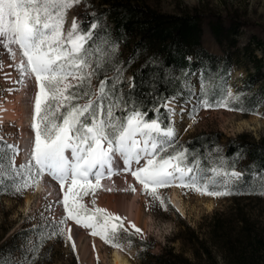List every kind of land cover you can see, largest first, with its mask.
<instances>
[{"label":"snow or ice","instance_id":"1","mask_svg":"<svg viewBox=\"0 0 264 264\" xmlns=\"http://www.w3.org/2000/svg\"><path fill=\"white\" fill-rule=\"evenodd\" d=\"M81 3L0 0V49L14 62L10 66L19 75L14 83L27 87L34 80L36 89L30 125L34 138L28 160L17 165L19 145L0 136V192L11 188L22 194L35 187L37 177L47 176L58 184L63 196L56 203L66 214L56 220L41 213L43 223L33 228L38 232L37 239L25 249L28 259L37 255L39 241L45 237H65L75 251L72 228L66 232L64 227L69 221L90 229L91 236L121 251L124 245L118 241L122 234L142 233L134 223L130 225L134 232L129 233L122 217L95 206L100 190L112 191L102 182L111 181L113 176L127 173L161 204L165 201L158 189L171 186L224 197L251 180L264 194V169L246 176L223 158L205 166L194 151L177 148L172 107L175 96L154 106L151 119L140 101L130 94L125 96L118 87L123 82V67L115 59L117 44L101 35L99 19L88 21L85 28L74 18L65 28L67 13ZM3 67L0 60V70ZM108 71L115 75L108 77ZM199 84L197 103L201 108L227 107L234 99L230 91L218 97L219 86L214 80L202 76ZM185 85L190 91L187 80ZM130 189L136 191L135 187ZM85 197L91 198V208L82 202ZM52 209L49 204L48 211ZM45 229L50 231L46 233ZM0 264L27 261L0 256Z\"/></svg>","mask_w":264,"mask_h":264},{"label":"rangeland","instance_id":"2","mask_svg":"<svg viewBox=\"0 0 264 264\" xmlns=\"http://www.w3.org/2000/svg\"><path fill=\"white\" fill-rule=\"evenodd\" d=\"M135 1L144 3L159 12L170 14L199 11L205 19L202 26V44L209 52L218 55L223 54V47L217 42L209 25V21L217 17L225 25H234L237 29V46L239 47L246 44L252 37L264 39V0ZM101 8L100 0H82L81 4L74 6L67 13L65 28L70 27L74 18L78 22H82L84 19L90 21L94 17H101L99 14ZM90 13L93 15H89ZM104 19L108 21L107 17ZM227 43L229 42H226L225 46ZM117 47L118 52L115 59L123 67V82L118 85L122 90L125 88L124 85L130 86V69L137 63L138 56L120 44H117ZM231 51L236 53L235 48H232ZM255 54L260 57V50H256ZM0 60L4 64L3 69L0 70V103H4L7 95L15 93L22 85L14 83L19 80V75L16 69L10 66L14 62L9 59L3 49H0ZM253 61L251 55L249 57L240 55V64L233 66L230 70L226 91L233 93L234 99L229 101L227 107H214L207 110L199 107L197 101L200 99V72L191 73L187 79L190 91L187 90L184 83V94L175 96L176 100L172 105L175 109L173 126L177 148H186L185 143L201 131L211 132L213 138L219 140V147L222 148V151H224V145L228 139L237 138L240 135L245 136L246 140L264 139V101L253 112L246 113L238 105L237 99V95L243 91L244 78L249 72H254ZM261 66V72L264 75V64ZM114 75L113 71H108V77ZM256 75L257 81L254 82L252 88L254 90L264 83V77H261L258 72ZM93 83L98 82L93 81ZM27 87L29 98L32 100L35 94L33 81H29ZM8 89L13 91L9 92ZM32 112L33 108L30 113L31 119L29 117L28 125H26L28 128L26 127L25 140L28 139L29 142L34 138V133L30 129ZM244 120L250 124L239 126ZM21 135L17 122L10 120L0 122V136L8 143L19 145L17 142ZM19 147L21 151L16 161L17 165L28 160L31 149L30 145L26 151H24L23 145H19ZM243 163L241 162L242 165ZM234 170L242 172L240 168H234ZM117 176L130 179L127 187L122 189L123 191L121 190V195H123L125 203L140 206L146 220L145 229H141L142 233L134 236L122 234L119 238L118 242L124 245V250L119 249V251L128 258L130 264H150L152 258L146 252L156 254L166 245L171 246L175 252L189 257L197 264H228L223 254L225 248H223L222 235H228L235 241L243 233H256L264 239V194H261L260 190L249 194L239 193L233 189V193L229 196L210 197L181 189L186 205L185 214H182L171 199V192L175 186L158 189L159 196L165 201L161 204L158 200L148 196L142 190V186L138 185L128 174ZM36 179L35 187L25 190L22 194L15 193L11 188L0 192V243L11 235L18 234L16 240L18 248L12 257L17 261L26 260L27 264H111L110 260L114 249L104 244L98 237L91 236L90 229L76 226L75 223H73V227L78 233H71L76 244L75 251L65 237H45L39 241L37 255L28 259V252L25 249L29 242L37 239L38 232L33 231V228L43 223L41 213L44 216L54 217L56 220L66 215L62 205L56 203V201L62 200L63 196L59 191L58 184L47 176ZM39 183H43L45 187L53 185L54 192L41 193V189L37 190ZM130 186L135 187L136 191L132 192ZM98 194L95 206L106 209L105 205L100 202ZM27 195L32 197V202L25 208L23 203ZM82 202L89 208L92 207L90 197H85ZM49 204L53 205L51 212L48 211ZM113 214L123 218L124 226L129 229V233L134 232V229L130 227L131 223L125 218V210L115 211ZM71 222L69 221L64 226L66 232ZM44 231L47 233L50 229ZM129 241H131L130 244ZM93 245H95V249H93ZM85 248L86 254L82 251ZM206 251H209V254Z\"/></svg>","mask_w":264,"mask_h":264},{"label":"trees","instance_id":"3","mask_svg":"<svg viewBox=\"0 0 264 264\" xmlns=\"http://www.w3.org/2000/svg\"><path fill=\"white\" fill-rule=\"evenodd\" d=\"M102 8L99 19L103 26L102 36L135 53L137 63L130 69V86L124 85L122 92L127 97L140 101L141 108L147 112L148 119L154 118L152 109L170 96H182L184 83L194 71L200 78L214 80L219 86L218 97L226 91L229 72L240 64V55L253 58L254 72H249L243 80V88L238 95V105L243 110L253 112L264 101V83L252 89L258 72L264 64V39L252 37L242 47L237 46V29L225 25L218 17L209 21L210 28L223 54L209 52L202 44L204 16L197 10L179 14L159 12L135 0H100ZM105 17L108 21H105ZM91 19V20H92ZM84 19L83 27H88ZM226 42L227 45L225 46ZM235 48L236 53L231 49ZM260 50L261 56L255 54ZM111 72V71H109ZM108 76V72H107ZM259 76V77H260ZM113 77V76H111ZM103 78V77H102ZM135 87H131L132 84ZM200 98V96H199ZM163 117L164 109H160ZM211 132L201 131L186 143V149L194 151L202 165H213L223 158L226 164L240 168L246 176L264 169V139L246 140L245 136L230 138L219 147V140ZM241 162H244L243 165ZM239 193H254L259 189L255 181L234 188ZM15 233L0 243V256H12L18 244ZM224 242L228 264H264V239L260 234L243 233L235 241L228 235L221 236ZM209 254V251H206ZM227 253V254H226ZM146 254L152 258L150 264H197L169 245L156 254Z\"/></svg>","mask_w":264,"mask_h":264},{"label":"bare ground","instance_id":"4","mask_svg":"<svg viewBox=\"0 0 264 264\" xmlns=\"http://www.w3.org/2000/svg\"><path fill=\"white\" fill-rule=\"evenodd\" d=\"M28 93H29L28 87L22 85L18 88V90L15 93L12 92L10 96L7 95V98L4 103H0V122H3L4 120H8V121L10 120L18 123L22 135L17 143L19 145L24 146L23 147L24 151L30 148L32 144V141L29 142L28 139L25 140L26 138L25 135H27L26 125H28L27 121L29 120V117L31 119L30 113H31V109L33 108V103H32L33 97L31 100L29 98ZM249 124L250 123L248 121L244 120L242 121V123L239 124V126L249 125ZM124 175L127 174L125 173ZM129 182L130 179L124 178L123 176H113L111 181L102 182L106 187L111 188L112 191L109 192V191L101 190L98 194L99 200L102 204L105 205L104 207L107 210H109L111 213H114L115 211L125 210L126 220H128V222L131 224L134 223L138 228L144 230L146 226V220L143 217L140 206H135L133 203L130 204L125 203L123 199V195H121V190L122 189L124 190V188L127 187ZM40 189H41L40 192L43 194L46 191L49 193H53L55 190L53 185H50L49 187H45L43 183L38 184L37 190ZM171 199L173 204L178 209V211H180L182 214H185L186 205L184 198L182 197L181 188L177 186L173 188L171 192ZM31 202H32V197L27 195L24 200L23 206L27 208L28 206H30ZM73 223L74 221L69 223L68 227L72 228V233H78L75 231V228L73 227ZM87 250L89 252V249ZM82 251L83 252L85 251L87 253L86 248ZM85 252L84 254H86ZM111 256H112L110 260L111 264H130L128 258L125 255H123V253H121L119 249H114Z\"/></svg>","mask_w":264,"mask_h":264}]
</instances>
